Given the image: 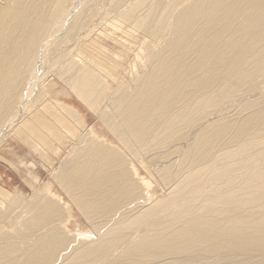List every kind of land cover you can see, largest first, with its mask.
<instances>
[{"label": "bare ground", "instance_id": "bare-ground-1", "mask_svg": "<svg viewBox=\"0 0 264 264\" xmlns=\"http://www.w3.org/2000/svg\"><path fill=\"white\" fill-rule=\"evenodd\" d=\"M49 77L104 131L55 97L33 113ZM48 116L72 147L31 195L0 189V264H264V0H0V144L49 143Z\"/></svg>", "mask_w": 264, "mask_h": 264}, {"label": "rangeland", "instance_id": "rangeland-1", "mask_svg": "<svg viewBox=\"0 0 264 264\" xmlns=\"http://www.w3.org/2000/svg\"><path fill=\"white\" fill-rule=\"evenodd\" d=\"M101 28L104 30L109 29L107 27L103 28L100 26V30H102ZM117 34H115L117 37H122L120 36V31L117 32ZM138 38V40L136 39L135 41L136 45L133 43L136 48L140 47L143 41L149 39L141 34H138ZM97 39H100L99 43L104 47L101 51L105 54V56L108 59L118 61L119 63H121L120 61H124V64H120L121 69H127L130 60L121 54H119L120 57L115 55L117 51L118 53H121L122 46L118 42L105 37L99 36ZM48 79V81H52L48 84V99H46L47 101L42 106L40 105V102H37L33 113H40L42 114V117L46 118L48 114L45 112L44 107H53L55 105L53 97H55L58 98L59 101H65L67 103L70 102L69 104L74 105L80 113L85 116L87 123L90 126H94V128L98 131H104L103 124L87 105L80 101L71 92L66 90L61 84L55 83L56 80L54 81L53 77H49ZM52 83H54V85ZM51 118L56 119L48 116V119L45 122L51 123L58 131L57 135H54L53 137L61 138V140L63 139L62 142L64 141L66 145L60 143V141H57V139L54 138H52L49 143L35 141L34 143L33 140H25L22 135L18 136L15 133L10 134V136H8V138L6 137L5 140H3L4 142L2 141L0 144L1 190H13V188H16L21 190L25 195H31L33 191L37 190L35 187L36 185H44L47 182H52V171L60 166L61 160L68 154L67 150L72 147V140L68 134H66L63 129L58 126L57 120H52ZM34 121H38L40 123L43 120L36 118ZM19 139H21V141L23 139L24 140L21 142ZM38 145H40L41 148L40 146L38 147ZM34 146L37 147L35 148ZM54 151H57V154ZM138 167L140 169V173L143 176L148 177L152 182L149 191L151 196L150 198L154 200L161 196L165 192L166 188L160 183L158 177L156 178V176H154L152 170L149 172L147 169L143 168V170L141 166ZM146 172L148 173L146 174ZM53 185V189L60 192L61 189H59L55 183H53ZM68 226L73 232L92 233V229L89 224H87V221L77 212L73 215Z\"/></svg>", "mask_w": 264, "mask_h": 264}]
</instances>
